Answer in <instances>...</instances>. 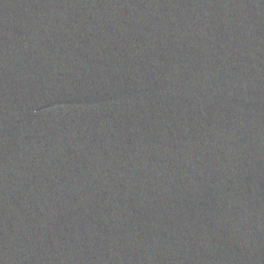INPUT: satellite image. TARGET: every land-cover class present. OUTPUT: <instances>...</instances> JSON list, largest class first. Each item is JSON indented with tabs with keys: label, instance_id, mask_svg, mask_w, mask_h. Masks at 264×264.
Listing matches in <instances>:
<instances>
[{
	"label": "water",
	"instance_id": "water-1",
	"mask_svg": "<svg viewBox=\"0 0 264 264\" xmlns=\"http://www.w3.org/2000/svg\"><path fill=\"white\" fill-rule=\"evenodd\" d=\"M0 264H264V0H0Z\"/></svg>",
	"mask_w": 264,
	"mask_h": 264
}]
</instances>
